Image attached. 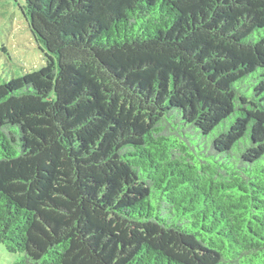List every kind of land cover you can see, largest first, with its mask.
Here are the masks:
<instances>
[{"label":"trees","instance_id":"obj_1","mask_svg":"<svg viewBox=\"0 0 264 264\" xmlns=\"http://www.w3.org/2000/svg\"><path fill=\"white\" fill-rule=\"evenodd\" d=\"M47 63L0 84L13 264H264V0H24Z\"/></svg>","mask_w":264,"mask_h":264},{"label":"rangeland","instance_id":"obj_2","mask_svg":"<svg viewBox=\"0 0 264 264\" xmlns=\"http://www.w3.org/2000/svg\"><path fill=\"white\" fill-rule=\"evenodd\" d=\"M23 5L24 0H0V84L47 63L22 13ZM19 257L0 244V264H13Z\"/></svg>","mask_w":264,"mask_h":264}]
</instances>
